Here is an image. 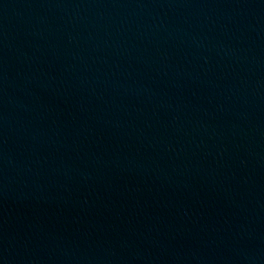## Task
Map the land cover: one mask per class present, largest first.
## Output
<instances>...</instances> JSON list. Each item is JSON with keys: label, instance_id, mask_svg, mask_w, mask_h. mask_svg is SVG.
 Here are the masks:
<instances>
[{"label": "water", "instance_id": "water-1", "mask_svg": "<svg viewBox=\"0 0 264 264\" xmlns=\"http://www.w3.org/2000/svg\"><path fill=\"white\" fill-rule=\"evenodd\" d=\"M0 264H264V0H0Z\"/></svg>", "mask_w": 264, "mask_h": 264}]
</instances>
